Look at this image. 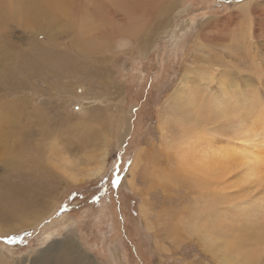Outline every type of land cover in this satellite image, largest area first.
<instances>
[{
  "label": "rangeland",
  "instance_id": "1",
  "mask_svg": "<svg viewBox=\"0 0 264 264\" xmlns=\"http://www.w3.org/2000/svg\"><path fill=\"white\" fill-rule=\"evenodd\" d=\"M66 2L0 26V264L264 263V163L218 164L264 125V0Z\"/></svg>",
  "mask_w": 264,
  "mask_h": 264
},
{
  "label": "bare ground",
  "instance_id": "2",
  "mask_svg": "<svg viewBox=\"0 0 264 264\" xmlns=\"http://www.w3.org/2000/svg\"><path fill=\"white\" fill-rule=\"evenodd\" d=\"M63 1L65 2L64 5H66L67 0H0V26L4 25L7 18H20L21 19V18L25 17V18H29V19L33 20L34 22H39L40 17L49 16L50 13L52 16V10L54 9V7H56V5H61L63 3ZM3 47H4V44H1L0 45V52H3L4 54H6L7 53L6 48H3ZM37 49H39V47H37ZM7 51L9 52L8 48H7ZM46 56H47V54H46ZM48 58H50V57H48ZM219 103L220 102H218V104L216 106V107H218L216 110L219 111L220 113H222L223 116H226L227 112H229V110L231 108L228 109V111L225 109L227 111L226 112L224 110V106L222 104H219ZM234 108H235V106H234ZM242 109L243 108H241V110ZM243 111H244V109H243ZM243 111H241V113H243ZM248 111H250V110H248ZM228 115L232 116V117L231 116L230 117L232 118L233 125L236 124V126L241 128V131H239L238 127L235 128V130H234L237 137L239 136L238 138H240L239 140L241 142V145H240L241 148L238 149V147L231 145L230 149H228V151H226L222 156H220L218 158V164L223 166V165H227L226 164L227 161H232V160H234V162L238 161L237 164L240 163L242 168L244 169V177H246L248 179L251 176L257 177L259 168L264 163V125L263 124L258 125V121L259 122L261 121L258 118H256V119L253 118V120L249 119L248 121H251L249 123L246 119H244V116H242L244 114L238 116V113H236L235 111L229 112ZM245 115H247V114L245 113ZM195 120H196L195 124L198 125L199 122H197L196 118H195ZM193 122H194V119H193ZM233 150H234V152H232ZM184 151H186V150H184ZM215 154L216 153L211 154L210 158L207 157L208 155L206 156V154H202V156L199 157V161L197 159L196 161H194L195 163L192 164V166H193L191 169L192 172L195 170H198V169H202V167L204 165L206 166V168H209L210 166H216L217 164L212 161L215 157ZM186 156L187 155H185L184 159H183L184 160L183 162H185V163H186ZM194 157H196V156H194ZM193 159H195V158H193ZM228 167L229 166H227V168ZM103 170H104V163L100 162V164L98 166L86 171L84 173L83 178L97 177V176L101 175ZM258 214L259 215L262 214L261 217H264V207L263 206L258 208ZM202 240H203L204 244L206 245V247L208 248L207 250H209L216 258L221 259L222 264H228L227 260H228L229 256L227 253L224 252V250L220 247V245L217 242L212 243L211 238L208 235H206V236L204 235V238ZM65 247H64L63 253L58 251L57 253H55V255L53 257H51L49 264H65V263L67 264V262L68 263L79 262L78 257L75 259V257L78 254L76 253V255H75V251L73 249L69 250V248H71V247L68 246V247H66L67 249ZM234 247H235L234 245L230 244L229 249L233 250ZM251 254H253V252H249L248 254L243 255V256H245V258H243L242 264H264L260 261L258 256H256V255L249 256ZM67 258H70V259L66 262Z\"/></svg>",
  "mask_w": 264,
  "mask_h": 264
}]
</instances>
